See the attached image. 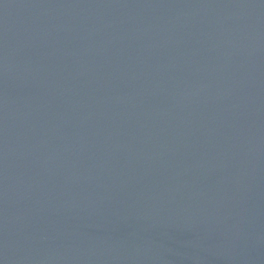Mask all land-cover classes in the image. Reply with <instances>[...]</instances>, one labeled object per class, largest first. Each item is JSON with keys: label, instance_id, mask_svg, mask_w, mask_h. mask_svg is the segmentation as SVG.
Wrapping results in <instances>:
<instances>
[{"label": "water", "instance_id": "obj_1", "mask_svg": "<svg viewBox=\"0 0 264 264\" xmlns=\"http://www.w3.org/2000/svg\"><path fill=\"white\" fill-rule=\"evenodd\" d=\"M0 264H264V0H0Z\"/></svg>", "mask_w": 264, "mask_h": 264}]
</instances>
